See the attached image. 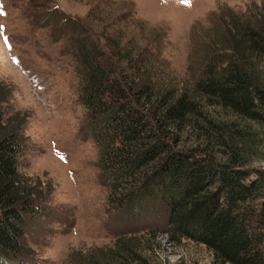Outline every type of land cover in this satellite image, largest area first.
<instances>
[{"label":"trees","instance_id":"trees-1","mask_svg":"<svg viewBox=\"0 0 264 264\" xmlns=\"http://www.w3.org/2000/svg\"><path fill=\"white\" fill-rule=\"evenodd\" d=\"M104 1L84 23L69 21L77 99L106 210L153 225L108 247L70 251L68 263L149 264L146 236L161 224L221 264H264V172L251 167L264 148V2L227 8L197 39L192 28L179 79L161 56L164 35L146 29L130 2L112 15L115 1ZM95 10L108 14L93 17L99 33ZM6 99L0 85V264L28 257L27 228L47 214L51 194L18 171L25 119L5 116Z\"/></svg>","mask_w":264,"mask_h":264},{"label":"rangeland","instance_id":"rangeland-1","mask_svg":"<svg viewBox=\"0 0 264 264\" xmlns=\"http://www.w3.org/2000/svg\"><path fill=\"white\" fill-rule=\"evenodd\" d=\"M113 1L117 7L113 4L109 14L118 13L117 8L124 12L130 2L134 17L146 29L164 35L161 56L179 79L185 75L192 28L198 32L197 39L227 8L240 12L252 3L264 2ZM95 2L98 0H0V85L7 93L4 114L25 119V145L18 171L51 187L47 214L32 220L26 231L28 257L8 264H69L70 251L108 247L118 236L136 235L153 225L152 220L127 222L106 210V188L95 167L97 150L77 99L79 82L68 55L72 40L69 21L84 23ZM104 3L100 0V7ZM98 12H91L92 27L94 15H108ZM99 31V26L92 29L93 33ZM259 133L264 141V128H259ZM261 148L260 159L252 161L251 167L264 172ZM161 228L158 224L155 234L146 236L149 250L143 254L149 264H221L203 245L185 239L175 241L160 232Z\"/></svg>","mask_w":264,"mask_h":264},{"label":"snow or ice","instance_id":"snow-or-ice-1","mask_svg":"<svg viewBox=\"0 0 264 264\" xmlns=\"http://www.w3.org/2000/svg\"><path fill=\"white\" fill-rule=\"evenodd\" d=\"M2 14H3V13L0 12V15H2ZM2 30H3V26H0V32H2ZM5 43H8L7 38L5 39Z\"/></svg>","mask_w":264,"mask_h":264}]
</instances>
